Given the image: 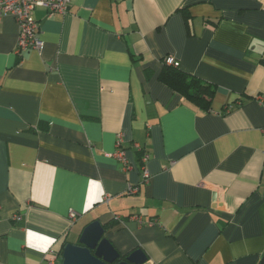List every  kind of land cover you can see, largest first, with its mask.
Instances as JSON below:
<instances>
[{
  "label": "crops",
  "instance_id": "0c3cea01",
  "mask_svg": "<svg viewBox=\"0 0 264 264\" xmlns=\"http://www.w3.org/2000/svg\"><path fill=\"white\" fill-rule=\"evenodd\" d=\"M34 16L42 52L17 53V20L0 22V264H62L95 220L148 264H259L264 0H72ZM169 55L215 87L209 109L163 82ZM119 132L130 170L109 155Z\"/></svg>",
  "mask_w": 264,
  "mask_h": 264
},
{
  "label": "built area",
  "instance_id": "2783aa9c",
  "mask_svg": "<svg viewBox=\"0 0 264 264\" xmlns=\"http://www.w3.org/2000/svg\"><path fill=\"white\" fill-rule=\"evenodd\" d=\"M72 0H0V22L4 15L10 14L18 22L19 25V36L16 51L17 53H23L24 51L35 49L42 52L44 49V42L40 37V25L39 21L34 16V10L38 6L45 7L50 15L55 13H65L68 11ZM168 64L180 65L179 61L175 57L169 55L165 57ZM264 133V127H263ZM124 133L119 132L117 134V149L114 153L109 155L115 156L122 164L125 170H130L132 164L127 158L126 150L122 146ZM137 149L140 148V144L134 143ZM150 157V153L146 150L142 153V170H143V182H148L151 179V173L147 167V161ZM127 191L130 194H135L139 191V185L129 183ZM71 218H76L77 214L75 211L70 212ZM134 219L139 221L141 224L146 223L153 225L155 222L153 220L145 221L139 215L133 216ZM16 220H21L22 215H15ZM52 252V259L50 264H54L55 252Z\"/></svg>",
  "mask_w": 264,
  "mask_h": 264
},
{
  "label": "water",
  "instance_id": "95a60500",
  "mask_svg": "<svg viewBox=\"0 0 264 264\" xmlns=\"http://www.w3.org/2000/svg\"><path fill=\"white\" fill-rule=\"evenodd\" d=\"M105 231L101 221L89 223L78 242L65 245L62 264H148V256L142 248L123 255L105 236ZM259 264H264V255Z\"/></svg>",
  "mask_w": 264,
  "mask_h": 264
},
{
  "label": "trees",
  "instance_id": "16d2710c",
  "mask_svg": "<svg viewBox=\"0 0 264 264\" xmlns=\"http://www.w3.org/2000/svg\"><path fill=\"white\" fill-rule=\"evenodd\" d=\"M164 65L161 72L163 82L203 109L210 108L215 91L213 85L205 83L191 73L182 70L180 65L168 64L165 58Z\"/></svg>",
  "mask_w": 264,
  "mask_h": 264
}]
</instances>
